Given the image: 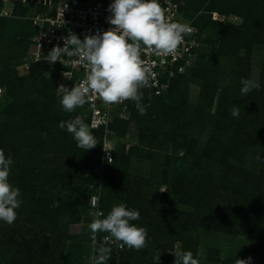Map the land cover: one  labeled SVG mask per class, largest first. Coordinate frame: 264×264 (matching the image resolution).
Wrapping results in <instances>:
<instances>
[{"label":"rangeland","instance_id":"rangeland-1","mask_svg":"<svg viewBox=\"0 0 264 264\" xmlns=\"http://www.w3.org/2000/svg\"><path fill=\"white\" fill-rule=\"evenodd\" d=\"M38 1L0 0V20L7 23L18 21L23 26L34 13ZM176 1L195 23L201 11H194L195 14L190 6L186 11L183 8L185 2ZM209 1L194 0L197 6L207 5ZM235 1L238 2L236 8L242 9L240 13H209L214 21L242 27L241 41L232 60L234 67H228V71L234 69L236 72L235 79L230 76L226 82L216 81L204 91L197 83L186 82L175 102L177 109L170 113V121L162 112L161 115H151V118L148 116L147 120L141 118L140 124L144 122L149 128L147 134L152 133L146 139L150 146L148 155H140L135 160L125 156L131 146H139L135 126L124 138L112 131L106 150L112 153L113 160L121 158L118 152L125 156L113 172L105 159L103 146L100 156H91L77 146L67 130L49 120L61 119L63 115L67 118L71 114L84 120L85 114L80 108L66 112L59 100L57 114L47 118L44 125L39 124L33 131H26L22 125L16 127L12 116L18 113L12 108L13 99L7 86L12 80L3 75L15 73L18 77H25L28 72L14 65V61L0 65V149L14 161L9 182L20 189L19 198L22 200L14 223L9 225L0 221V264H92L94 252L88 225L93 213L99 211L105 215L111 210L107 199H102L103 190L110 186L114 206L124 203L134 210L141 206L138 210L140 219L133 222L147 229L148 243L139 251L127 246L121 249L111 239L105 242L108 233H98L95 247L105 244L111 248L108 264H174V253L180 251H191L199 264H234L236 259L247 260L249 257V264H264V133L263 136L251 133V139L241 138L249 146L246 152L226 153L222 146H216L215 152L213 148H207L213 128L207 125L208 120L213 122L220 118L221 111L233 105L226 103L232 98H237L242 107L241 100L247 102L250 109L264 118V0ZM23 32L19 36L23 37ZM22 59L26 61L25 56ZM197 60L198 56L191 68L196 66ZM43 69L44 75L50 78L53 67L48 64ZM190 71L186 75L188 78ZM254 77L259 79L261 87L242 96L241 79ZM25 87L17 95L31 89L30 85ZM163 102L169 103L165 99ZM16 104L22 114L29 112L27 106L31 105L27 100L20 99ZM134 104L130 101L127 109L118 113V120L130 119L129 106ZM196 113L202 120H198ZM182 116L187 117L186 122L177 120ZM204 116L209 119L204 121ZM168 134L177 136L179 141L176 143L184 145L183 148L177 152L171 149L174 145L168 146ZM239 139L240 134L234 140ZM122 144L125 147L121 150ZM190 146H195L196 153L194 150L187 152ZM197 153L204 158L199 160L200 164L212 167L210 177H203L206 180L203 186L200 178L194 179L190 174ZM220 153H226L227 160ZM185 155L190 161L181 170ZM189 155H193L192 159ZM209 156L213 161L209 162ZM162 158L168 159L165 160L167 164ZM241 169L246 170L245 175L252 174L246 176L244 188L238 183L237 171ZM239 188L244 191L240 193ZM93 197L97 198L96 206L91 204ZM134 199L138 202V209L131 203ZM59 211L61 215L55 219L54 215ZM37 213L46 215L47 220L40 221L35 217ZM159 219L161 228L152 223ZM55 224L58 228L54 227Z\"/></svg>","mask_w":264,"mask_h":264},{"label":"clouds","instance_id":"clouds-1","mask_svg":"<svg viewBox=\"0 0 264 264\" xmlns=\"http://www.w3.org/2000/svg\"><path fill=\"white\" fill-rule=\"evenodd\" d=\"M108 11L112 13L107 19L111 25L108 30L86 35L83 40L70 32L63 38V47L55 46L45 56L49 63L59 61L65 66L62 55L77 57L76 63L86 69L84 78L75 83L73 88L61 85L56 89L61 97L60 104L64 111L71 113L96 97L109 105L131 100L135 102L139 113L145 115L146 106L141 103L144 99L141 89L151 87L150 81L154 74L152 67L142 59V53L157 56L174 54L183 42L184 35L191 29L170 22L159 0H114ZM63 75L70 78L68 72ZM240 83L242 96L261 87L259 79L255 77L242 78ZM230 111L234 118H239V106L234 104ZM59 128L66 129L77 146L85 151L98 144L90 126L79 116L61 121ZM111 162L109 156L108 163ZM13 163L11 156L6 157L4 150L0 149V221L9 225L15 222L16 210L22 204L20 189L9 182ZM96 202L97 198L93 197V205ZM92 215L93 219L88 225L94 252L92 264H108L111 258L109 246L101 244L95 247L97 234L101 232L109 234L104 238L105 242L111 239L121 249L127 246L139 251L147 246V229L131 223L140 219L138 210L129 209L120 203L113 206L106 216L99 211ZM174 255V264H199L191 251H180ZM250 260L251 257L247 260L236 259L234 264H249Z\"/></svg>","mask_w":264,"mask_h":264},{"label":"trees","instance_id":"trees-1","mask_svg":"<svg viewBox=\"0 0 264 264\" xmlns=\"http://www.w3.org/2000/svg\"><path fill=\"white\" fill-rule=\"evenodd\" d=\"M183 1L185 2V6L183 8L186 11H188L187 9L189 6H190L189 8H191L193 10V13L195 14L196 12L194 11H197V13L201 11V13L196 19V22L194 23L196 28L199 30V36H200V42H201V46L197 52L198 60H197L196 66L191 68L193 66L191 65L189 68L186 69V71L183 74L177 75L176 78H174L170 82L168 90L161 96H154L152 95V92L148 90L142 91L144 95V99L142 100L143 102L142 105L146 106L145 115H141L139 113L138 109H136L135 107L136 104L132 106L130 105L129 106V109L131 110L130 119L118 120L119 119L118 113L115 112L113 120L108 126L109 131L107 133L104 131L103 128L98 129V130H92V133L94 134V136L96 137L98 141V145L94 147L93 149H90V151L87 150V153H90L91 156L93 154H97L98 156L101 155V151L103 149L102 146L104 144L103 142L105 141V139L107 141H111L110 133H112V131L114 133H117L119 137L124 138V136L129 133L130 128L134 126L136 127L135 132L137 131V133L139 134L138 136L139 146H131L129 153H127L125 156H127L128 159L129 158L131 159L133 157V159L135 160L140 155L150 154V150H149L150 146L146 143V139L151 137L152 133L147 134L149 128L146 127V124H144V122H141L140 124L141 118L145 117L147 120L149 119V117L150 118L152 117L151 115H161L160 113L162 112L164 118L170 121V119L172 118V115L170 113H173L177 109L176 107L177 104L175 102L178 100L179 95L182 93L184 84L186 82L193 81L197 83L199 86H201L202 90L204 91L205 88H208L211 85L214 86L216 81H218V83L226 82L230 76L234 77L233 75H236V72L235 71L233 72L234 69H231L230 71H228V67H231L234 64L232 60H234V58L236 57L238 43L239 41H241L240 30L242 27L238 28L232 24L214 21L210 18L209 13L217 12V13H221L225 15H229L231 13H234V14L240 13L242 9L236 8V6H238V2L235 0H210L207 5L203 4L201 6H197L194 0H183ZM189 15L190 17H193L192 14H189ZM185 16L187 17L186 14ZM21 31H24L23 37L19 36ZM30 41H31V22L29 20L23 26H22V23L18 21L13 20L12 22L10 21L7 23L5 21L2 22V20H0V53H1L0 54V65H3V64L8 65L12 61H14L12 63L14 65H17V67L22 65L25 62V60H23L22 58L24 56L27 58V53H28V50L31 44ZM43 66L44 65L42 63L31 64L28 75L25 77H18L17 75H14L15 73L12 75L8 73L3 75L5 79L9 78L12 80V81H9V84L7 86H8V93L13 99L12 108L15 109L18 113V115H13V116L11 115L14 120V124L16 127L18 125H22L23 129H25L26 131H33V129L39 124L44 125L45 120L47 118H50V116L57 114V111H58L57 104L59 100L61 99L60 95H58L57 90H56L59 69L58 67H55L52 71V76H50V78H47L44 75ZM189 71H190V78L186 76ZM25 85H30L31 89H29L28 92H25L21 95H17L18 91H24L26 89ZM162 98H164L165 100H168L169 103L165 104L163 102L164 99ZM20 99L27 100V104L31 105V106H27L28 109L30 108L29 112L26 111L24 114H22L23 112L22 109L16 104L18 100ZM232 100L227 101L226 103L228 105L229 104H233V105L231 107L226 106L225 110L221 111L222 117L219 114L220 118H218L216 121L212 122L211 119L208 120L209 119L208 116L207 118L206 116L203 117L205 119L204 121L208 120L209 123H207V125H210V127L211 126L213 127L211 131V136L208 139L209 141L207 142V148L209 149L213 148L214 152L217 150L215 148L216 146L225 147L226 153H230V151L246 152L248 151L249 146L247 145V143L242 142V139H241L242 137L245 136V137L250 138L251 133L253 135L259 134L260 136H263V133H264L263 116H261V114L257 112L256 110L253 111L252 109H250L247 102L241 100V102L244 104V107H242L241 105H239L237 98H232ZM130 101L131 100H129V102ZM33 102L35 103L32 104ZM234 104L240 107L239 118H234L231 115L230 110L232 109ZM80 110L83 111L82 109ZM166 110L168 111L164 113V111ZM40 113L44 114L46 117H42ZM62 117L63 118L61 119L60 118H50L49 120L50 122H53L59 125L61 121H67L69 119H73L74 115L71 114L67 118L65 115H63ZM199 119H201V116H199L198 120ZM177 120L181 122H186L187 117L186 116L177 117ZM88 121H89L88 119L84 118L85 123L88 124ZM174 121L176 120L174 119ZM139 124L140 126L137 128V125ZM203 129H205L204 125H203ZM239 134H240L239 141L234 140L235 137ZM169 139L170 140H168L169 142L168 146L173 144L174 147H172L171 149H173L174 151L177 152L183 148L184 145L180 146L178 145V143H176L179 141L177 136L169 135ZM234 143H237V144H234ZM260 143H261V139L259 140V144ZM124 147L125 145L122 144L120 147L121 150L124 149ZM190 150L191 152L193 150L195 151V146H190L187 149V152H189ZM118 153H119V157L125 158L123 152H118ZM226 153L224 154L220 153V154L222 157H225V159L227 160ZM189 156L192 159L193 155H189ZM209 157H210L209 162L213 161V157L211 156ZM121 158L117 159L115 157L114 160L112 159V164L110 167L111 172H113V170L115 171L116 168H118V162ZM201 159H204V158L200 157L197 153L196 158L193 159V163L191 164L192 168H191L190 174H192L194 179L200 178L199 180L201 181V185L203 186V184L206 181L203 177H206V176L210 177L212 167L209 164L207 165L200 164L199 160ZM163 160H164V163L167 164L166 161L168 159L162 158V161ZM189 161H188L187 155H185L184 165L181 167V170H183L182 168L187 163H189ZM230 165H233V163H230ZM237 174H238V177L240 178L238 183L241 187L244 188V185H245L244 180L247 179L246 176H251L252 174L250 173V174L245 175L246 174L245 169L238 170ZM111 187L112 186H110L109 189L107 188L103 190L102 199L106 198L107 204H109L112 208L115 204L112 202V199L110 196L113 193ZM243 191L244 189L239 188L240 193H242ZM159 197L162 198L163 196L160 195ZM134 198L136 199V197ZM135 199L132 200L131 203L132 205H135L134 207L135 209H138V204H137L138 202ZM236 202L237 201L235 200L234 203ZM232 207L234 209V206ZM236 207L240 208L238 206ZM103 209H105V207ZM139 209H141V206L139 207ZM106 214H108V212L105 213V216ZM60 215H61L60 211L56 212V215H54L55 219H58ZM35 217L40 219V221H42V219L47 220L46 215H39V213H37ZM74 221H78V219L77 220L74 219ZM160 221L161 220L159 219L158 222L156 223L152 222V223L155 226L161 228V226H159ZM131 223L134 224L133 221H131ZM54 227L58 228L57 224H55ZM146 264H151V262H146Z\"/></svg>","mask_w":264,"mask_h":264},{"label":"built area","instance_id":"built-area-1","mask_svg":"<svg viewBox=\"0 0 264 264\" xmlns=\"http://www.w3.org/2000/svg\"><path fill=\"white\" fill-rule=\"evenodd\" d=\"M113 2L114 0H39L34 13L28 19L31 22V44L26 61L20 67L24 72H29L31 64L34 63H42L44 66L49 64L53 69L58 67L57 89L61 85L68 89L73 88L75 83L84 78L86 72L82 64L76 63L78 58L62 55L61 60L66 63L65 66L59 61L49 63L45 56L53 47H63V38L70 32L83 40L86 35L108 30L111 25L107 19L112 15L108 8ZM159 3L170 22L186 25L191 31L184 35L183 42L174 54L157 56L148 52L142 53V59L152 67L154 76L150 81L151 87L141 91H151L154 96L164 94L170 82L193 64L201 46L199 30L194 22L184 15L180 3L176 0H159ZM65 72L69 73L70 78L63 75ZM128 102L129 100L109 105L96 97L79 108L89 120L91 131L103 128L107 133L115 112L127 109ZM104 144L103 148L106 150V139ZM105 150V159L108 160L109 156L112 159V153ZM91 204L93 205L92 200ZM96 205L97 203L93 206Z\"/></svg>","mask_w":264,"mask_h":264}]
</instances>
